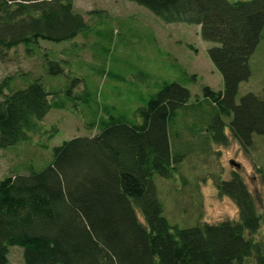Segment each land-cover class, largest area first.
Wrapping results in <instances>:
<instances>
[{"label": "trees", "instance_id": "obj_1", "mask_svg": "<svg viewBox=\"0 0 264 264\" xmlns=\"http://www.w3.org/2000/svg\"><path fill=\"white\" fill-rule=\"evenodd\" d=\"M128 1L167 24L197 25L214 44L207 54L223 90L203 88V122L187 134L205 151L226 146L228 135L248 151L254 135L264 136V100L247 93L237 103L236 96L251 76L264 0ZM88 27L74 0H0V58L20 46L36 55L42 41H73ZM65 64L47 59L44 69L59 76ZM34 79L19 89L14 78L0 82V150L28 144L53 109L69 107L42 77ZM80 84L75 79L68 93L78 100ZM190 99L186 86L164 82L132 116L104 107L95 134L55 147L42 170L26 167L0 180V264H9L11 247L22 249L23 264H264L263 220L238 172L214 181L218 195L237 206V221L180 228L164 216L154 178L174 177L191 153L180 150L185 141L176 131L179 115L194 106Z\"/></svg>", "mask_w": 264, "mask_h": 264}, {"label": "rangeland", "instance_id": "obj_2", "mask_svg": "<svg viewBox=\"0 0 264 264\" xmlns=\"http://www.w3.org/2000/svg\"><path fill=\"white\" fill-rule=\"evenodd\" d=\"M74 10L88 23L86 33L69 42L42 41L40 51L33 56L20 46L8 52L5 59L0 58V82L14 78L13 88L19 89L42 77L45 88L58 93L56 101L69 105L63 110L53 109L44 120L41 133L28 144L0 150V180L26 173V167L42 170L52 161L55 147L91 136L97 130L94 123L104 116V107L114 106L116 113L132 116L161 84L177 82L189 89V103L194 105L189 115L180 114L176 123V131H181L183 140L188 141L181 140L184 146L179 148L191 153L174 177L154 178L164 216L180 228L237 221V206L229 198L220 197L214 183L218 178L229 179L235 171L244 179L262 217L257 236L261 238L264 136L254 135V144L248 151L230 135L226 146L209 144L205 151L198 144L199 139L187 134L191 133L189 129L199 133L203 122L202 107L197 104L203 88L223 90L222 76L207 54L214 44L201 38L199 26L167 24L128 0H74ZM47 59L66 61L65 74H48L44 69ZM249 65L251 76L239 85L237 103L247 93L264 100V29ZM79 78L77 91L82 96L78 95V100L68 93ZM9 264H23L20 247L10 248Z\"/></svg>", "mask_w": 264, "mask_h": 264}]
</instances>
